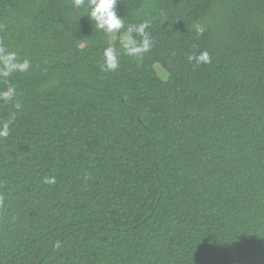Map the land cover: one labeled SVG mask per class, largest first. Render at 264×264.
<instances>
[{
	"label": "trees",
	"instance_id": "1",
	"mask_svg": "<svg viewBox=\"0 0 264 264\" xmlns=\"http://www.w3.org/2000/svg\"><path fill=\"white\" fill-rule=\"evenodd\" d=\"M88 3L0 0V264H264V0Z\"/></svg>",
	"mask_w": 264,
	"mask_h": 264
},
{
	"label": "clouds",
	"instance_id": "2",
	"mask_svg": "<svg viewBox=\"0 0 264 264\" xmlns=\"http://www.w3.org/2000/svg\"><path fill=\"white\" fill-rule=\"evenodd\" d=\"M117 0H89L87 9L90 10L89 18L95 22V27L99 30H103L105 33L112 34L117 32L124 26V21L120 15H118L116 8ZM85 0H74V7L79 9L84 6ZM147 27L146 23H141L133 29V25H129L127 28L128 35L121 36L119 43L128 55H137L145 52L149 49L151 44V37L145 32ZM135 31L142 37V43L137 45L135 39L132 37V33ZM202 32L203 29H199ZM119 51L114 46H108L103 52L104 64L101 66L107 70H115L119 66ZM190 60H196L199 64L201 62H210L209 54L205 51L197 56H190ZM15 53H8L7 55L0 56V61L3 63V70L0 71V75L7 77L14 70L25 71L29 67V62L25 60L23 63H15ZM15 95V89L8 87L6 91L0 93L5 101H10ZM16 107H19L16 104ZM9 135L8 124L5 123L3 128L0 129V137H7ZM59 246V245H57Z\"/></svg>",
	"mask_w": 264,
	"mask_h": 264
},
{
	"label": "rangeland",
	"instance_id": "3",
	"mask_svg": "<svg viewBox=\"0 0 264 264\" xmlns=\"http://www.w3.org/2000/svg\"><path fill=\"white\" fill-rule=\"evenodd\" d=\"M148 14H147V11H146V9L144 10V11H142L141 13H139V17H141V18H143V17H145V16H147ZM125 35H127V34H118V32H114L113 33V41H116L118 38L120 39L121 38V36H125ZM134 39V38H133ZM136 41V40H135ZM162 67L160 66V65H156V69H157V71L158 72H161V70H163L164 72H165V74H166V77H167V73H166V71L162 68ZM165 77V78H166Z\"/></svg>",
	"mask_w": 264,
	"mask_h": 264
}]
</instances>
